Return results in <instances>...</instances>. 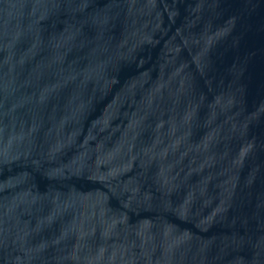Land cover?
Masks as SVG:
<instances>
[{
    "label": "water",
    "instance_id": "1",
    "mask_svg": "<svg viewBox=\"0 0 264 264\" xmlns=\"http://www.w3.org/2000/svg\"><path fill=\"white\" fill-rule=\"evenodd\" d=\"M0 264H264V0H0Z\"/></svg>",
    "mask_w": 264,
    "mask_h": 264
}]
</instances>
